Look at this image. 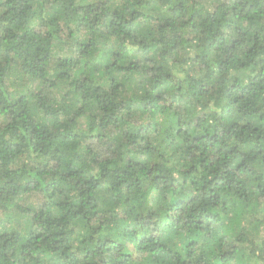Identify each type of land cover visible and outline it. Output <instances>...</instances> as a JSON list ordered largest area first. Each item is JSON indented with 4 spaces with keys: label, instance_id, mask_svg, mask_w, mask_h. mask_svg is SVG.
I'll use <instances>...</instances> for the list:
<instances>
[{
    "label": "trees",
    "instance_id": "trees-1",
    "mask_svg": "<svg viewBox=\"0 0 264 264\" xmlns=\"http://www.w3.org/2000/svg\"><path fill=\"white\" fill-rule=\"evenodd\" d=\"M0 264H264V0H0Z\"/></svg>",
    "mask_w": 264,
    "mask_h": 264
}]
</instances>
